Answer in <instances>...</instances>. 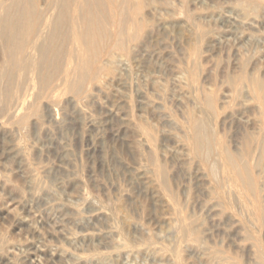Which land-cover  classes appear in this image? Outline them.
Instances as JSON below:
<instances>
[{
    "label": "rangeland",
    "instance_id": "obj_1",
    "mask_svg": "<svg viewBox=\"0 0 264 264\" xmlns=\"http://www.w3.org/2000/svg\"><path fill=\"white\" fill-rule=\"evenodd\" d=\"M226 1H228V0H226ZM234 2H235L234 0H231V2L228 1L227 3L225 2V0H160V1L159 0H147V1L145 0L144 6L145 7L147 6V7L145 8L143 6L144 7L143 12L145 11L144 17L146 18V21L149 20L147 22V26H145V28L147 27L148 29L146 28L144 30V32L142 34V38L138 41L139 43L136 42L137 44L136 43L132 44V48H133V49H131L132 55L130 53L127 55V58L125 56V59H127L128 61H126L124 59V64L122 66H120L116 62V60H115L116 64H115L114 60H112V61H110L112 63L109 64V66H111V69H112V70L109 69L108 72H110V73L105 71L106 74L108 73L106 76L104 75L105 74L104 71L101 73L100 79L104 80L105 83H104V81L101 82L103 84L99 86V90L93 91L94 94L97 95V97H95V95H94V97L96 99L93 98L91 100L90 99L87 100L83 97L75 96L70 91H65V90H62V92H60L61 94L59 93L57 95L59 97V99H58V97H55L54 99L52 98L53 101L48 99L51 101V105H54L53 109H54L56 115H58V117L60 119H62L61 124H59V126L56 125L55 123H53V121H51L50 118L47 116V113H45L46 110H44V108L42 106L43 104L40 105V107L42 106L41 108L39 106L35 107L37 105H31L30 106L31 108L28 107L29 109L26 108V109L22 110V113L23 112L29 113V115L27 113H25L28 116V117L26 116L25 118H22V116L17 117V118L7 116L8 113H6V111L3 112V113H5V115H3V114L0 115L1 116L0 117V137H1L0 138V179L3 178L2 180L5 181V179H7L6 181H8V183L5 181L7 185L5 184V188H4L3 192L1 191V194L4 195V193H7V192L11 193V203H13V205L16 203L17 205H14V206H16L18 208L17 209L18 212H20V211L22 212V209L20 207L21 202H19L18 200L24 199V197L22 195L23 193H21V188H18V186H21V187L23 186L22 188L25 189V187L28 185V180L27 181H24V180L30 179L29 177L31 175H29V173L31 174L32 168L34 170L35 169L37 170V171L35 170L34 173L38 176L40 175L39 178L41 180H43L44 183H46L49 186L52 184L51 185V187L53 188L52 191L56 192L55 198L52 196H50L48 198L49 204L46 203L43 205L42 204L37 205V204H35L36 202H33V204L35 206V211H37L38 214H44L41 217L38 216L34 219L36 221V222L34 221L35 225L37 224L38 227L40 228V230H39L40 235H38V234L31 235L30 232L28 231V227H26V226L17 227L15 225V222H13L14 219L11 217H6L4 219L0 217V239H3V240L6 239L7 241L14 240V241L19 242L20 244L23 245L24 244L23 241H25V238L30 237L35 242L40 243L41 245H44L46 247L50 245L49 247H53L56 249L64 248V249L69 250V251L72 250V251H74V252H76L79 255L84 256V257L85 256L91 257V256L97 255L99 253H105L109 259L112 258V260L110 259L111 264H126L127 259H128V261H127L128 264H129V262H130V264H164V263L165 264H203V263L204 264H213L214 263V261H213L214 255L215 256L217 255L219 257L218 253L220 255L222 254L221 256L223 258L224 257L230 258V259L224 258V260H227V264L228 263L229 264H236V263L237 264L238 263L249 264V262L251 264H253L252 260H254V264H257V261L261 260L258 257L259 255L256 256L255 254H257L259 252L258 251L259 248L264 246L263 245L264 244V227L260 225V223L258 222L256 217H254L255 216L254 214H253V216H251L252 214L249 213L248 210L244 208L245 206H243V204H242L243 207L238 206L237 203L234 201L233 196H234V192L236 191V189H235V186L232 184V182L230 183V181H229L228 185L230 186V184H232L234 187L233 186L229 187L227 185L228 182H226L227 186H225V188L224 187L220 188L221 187L219 185L220 183L218 181L216 182V181L212 180V178L208 174L206 167H204L205 165L202 164L199 157L192 158V160H193V163H192V160L186 161V160L182 159L183 156L181 155L182 151L185 150V147L183 145L184 143L182 144V139L183 138L185 139V136H186V135L184 136L185 130H183V128L187 125V122H186L187 121L186 120L187 119L186 118L187 113L186 112L188 111V108H192L194 105V103L192 101L193 95L195 94V91H196L194 88L201 86V85L203 86V84H204V87L205 86L208 87L209 85L213 86L215 82H218L215 84L217 85V87L219 89H221V86H222V91H223V89L227 85V82L225 81L226 80L225 74H228L229 72L235 73V71H238V68L240 67L241 60H243V58L248 57V55H250V54L251 55L254 54L251 45H248L249 47H251L250 50L246 51L243 49L244 47L242 46V44H240V46H241V47H239L240 50L243 49V52L246 54L249 51L251 53H248V55H246V54H243V52H242L241 54L243 56H241L239 53L235 54V50L239 46V44L235 43L236 37H237V35L242 34V32L246 29L245 28L244 29H242V28L238 29L239 34H237V35H236V32H235V34H231V33H234V31L236 29L234 23H232V25L229 26L231 24V22H228L229 23L228 24L227 22L225 23V21L218 18L219 15H223L224 12L226 14L227 9L235 10L234 11L235 16L237 13H241V15H242L241 17L245 16L246 12L244 10H242V8L240 6L236 5V3L234 4ZM227 5L229 6V8L227 7ZM221 6H223L224 10H223V8H221ZM235 6L240 8V11ZM205 8H206V10H205ZM220 9H221L222 13L220 12ZM241 11H243V12H241ZM152 12H153V14H152ZM207 15H209V16L207 18H204ZM238 15H240V14H238ZM200 16H201V19L203 20L202 23H200L201 26L203 25L202 28H201V26H199V23L197 26V22H198L197 18L198 17L200 18ZM151 19L153 22L150 21ZM212 20H213V22L214 21L215 22L213 23ZM219 21H220V23H219ZM221 22H223V23H221ZM194 24L196 25V27ZM230 28H233V29H230ZM146 30L148 31V33L146 32ZM202 30L205 32H203ZM230 30H232V31L234 30V31L232 32ZM247 30L249 33L251 32V34L252 33L254 34L257 31L255 29H252V30L250 29L251 31H249V29H247ZM247 30L244 31L245 33L243 32L244 35H247V34L250 35L247 32ZM209 31H210V33H209ZM252 31H255V32H252ZM145 33H147L148 35L147 34L145 35ZM199 33L201 34V36ZM212 33H213V35H212ZM258 33H259V31H258ZM197 34L200 37H202L201 38L202 40L200 39V37H197L198 36ZM227 35H228V38H227ZM215 36H217V37H215ZM219 36L221 39L219 38ZM194 38L195 39L197 38L196 39V42L198 44L197 47L191 46V44H193V43L195 44V45L194 44L193 45L196 46ZM209 38H211V39H209ZM215 38H217V39L215 40ZM157 39H159V40H157ZM230 39H231V41H230ZM141 40L143 41V43L141 42ZM210 40H212L211 41L212 43L210 42ZM233 45H234V47H233ZM228 50H230V51H228ZM235 55H237V56L240 55V56L237 57ZM1 57L3 59V52L1 51V45H0V58ZM240 58H242V59L240 60ZM237 60L239 62H237ZM125 61H126V64H125ZM197 63H200V64H197ZM123 66H125V67L123 68ZM199 66H200V68H199ZM197 69L199 72L196 71ZM0 70H1L0 71V76H1V72L3 71V68H0ZM192 71L194 73L196 72L197 74L196 73L194 74ZM179 72H181V73H179ZM174 74L176 75V77L181 74V77L183 78L184 82L186 81L185 80V76H186V78H188L187 79L188 83L186 82L187 85L186 84L182 85L183 87L174 85V82H173L175 79ZM107 76H108V81H107ZM193 76H194V79H196V81L193 79ZM221 77L223 80L221 79ZM105 78H106V80H105ZM154 80L156 81V83ZM222 81H223V83H222ZM207 82L208 83L210 82V83L208 85H206ZM3 83H5V82H2V86H0L1 89H4V87L7 86V84L3 85ZM193 85H195V87ZM211 86H209V87H211ZM174 91H175V93H174ZM69 92L71 93V95ZM219 92H220V90H219ZM151 94H153V95H151ZM72 95L75 98V102L73 101ZM196 95H197V93H196ZM64 96H66V97H64ZM151 98L153 100H151ZM156 98H158V99H157V101L154 102V100H156ZM149 99H150V101H152L151 103L153 104V106L151 103H149ZM70 100H72V101H70ZM93 100H95V101H93ZM50 101H47V102H50ZM57 101H59L58 104L56 103ZM158 102H160V103L158 104ZM161 103H162V105H160ZM156 104H157V106H155ZM191 104H192V106H191ZM2 105H3V102L2 103L0 102V109H2L1 108ZM76 106H77V108H80V109H78L80 111L76 110L77 109ZM35 109H36V111H35ZM148 109H150L151 111ZM235 110H237V111H235ZM235 110H233L234 112H232V113H234V115L231 114V111H232L231 109L228 112L229 115H232V117L234 119L226 113V114H224V117L225 118L227 117L226 120H224V117H222L223 119L220 118L221 120L218 121L217 125H215V131L217 133H219V135H217L216 137L219 138L221 141L223 140L222 142H224L227 147L230 148V146H231L230 149H235V147H238V146L240 147L241 144L243 143V140H244L243 138L245 136V135H243L245 133H242V131L245 132L246 129H248V128H249V130H250V128L252 129V127H250V125L246 126L247 124H246V122L243 121V119L241 120L240 116H242L243 114H240V113H242L243 111L240 109H239V111H238V109H235ZM42 111H43V113H42ZM32 112H34V113H32ZM248 112H250V111H248ZM39 114H41V116ZM43 114L44 115L46 114V116H44ZM167 114H169V115H167ZM42 115H43V117H42ZM225 115H227V116H225ZM244 115H245V117L249 116V117L254 118V116L251 112L250 113L245 112ZM38 116H40V117H38ZM228 116H229V118H228ZM29 117H31V118H29ZM40 118H42L43 121ZM9 119L10 120L12 119L13 121L11 120V122H10ZM29 119H32L31 120L32 122H30ZM36 119L39 122L36 125L32 126L33 123L37 122ZM22 120H24V121H22ZM141 121H143L142 124H141ZM242 121H243V123H242ZM23 122H25V123H23ZM31 123H32V125H30ZM144 123H147V124H145L143 126ZM244 123H245V125H243ZM152 124H153V126H152ZM27 125H28V127H27ZM146 126H147V129H146ZM177 126L180 128H178ZM31 127H32V129H31ZM144 127L146 130L144 129ZM153 128H154V131H153ZM149 129H151V132L153 135L152 139L150 140V144L152 145L151 142H153L154 145L157 144L156 145L157 149H155V150L157 152H159L158 154H161L160 156L164 155V153L167 154L166 156L165 155L162 156L161 159H163V161L165 159L164 162H167L166 163L167 165L169 164V168L172 167L169 169L170 171L174 170L178 173L177 175H174V171H173L174 176L173 175L170 176V174H172V172L169 174L170 179L172 178L173 180L171 181V185L168 187L167 186L163 187V185L160 184V181L157 179V177L154 176L153 171L149 170V169L152 170V165L146 160L143 151L140 149L142 147H140V144L138 143L140 133L146 132ZM178 130H180V131H178ZM220 130H222L224 133ZM252 130L257 131V133L259 132V130L257 128L252 129ZM137 132H138V134H137ZM44 133H46V134H44ZM31 135H33V136H31ZM42 135H48V137H52V138L56 137L55 140L58 139V141H63L65 144H67V146H64L65 149L61 148L58 152L59 155L55 154V156H53V155H49V156H47V155H41V156L36 155V156H34L31 152H29L30 151L29 149H28V151L24 150V152H23L24 156H22L21 154L19 155L17 153V151L15 150V147H13L14 144L16 143V141L24 143V145H28L34 139L38 140V138H36V137H39ZM156 135H157V137H156ZM82 136H87V137L92 138L95 141V143L97 144V146L99 147V148L97 147L98 148V150L96 151L97 153L95 152L93 157H90L87 155L86 150H85L87 147L85 141H83V142L81 141V144L80 143L78 145L76 144L77 145L76 146L72 140L73 137H79L80 138ZM154 136L156 137L155 142H154V140H155ZM59 138H61V139H59ZM150 138H151V135H150ZM44 139H46V138H44ZM168 139H171V140H168ZM174 139H175V141H174ZM180 139H181V141H180ZM81 140H83V139H81ZM236 142H239V143H236ZM181 145H183V147H181ZM137 147H140V148H137ZM154 148H155V146H154ZM183 148H184V150H183ZM158 149L161 151H159ZM13 150H15V152ZM180 150H182V151H180ZM137 151H139V153ZM82 152H83V154H82ZM136 152H137V154H135ZM140 153L141 154L143 153V154L141 155ZM57 156L62 158V160L60 158H58ZM90 158H91V161H90ZM139 159H141V160H139ZM135 160L139 161V163ZM142 160L143 161L145 160L147 162H145V161L143 162ZM93 161H94V166H92ZM98 162H99V164H98ZM184 162H186L187 164H185ZM189 162H191L190 165L188 164ZM53 164L54 165H57V164L62 165V167L65 170L64 171L63 170H58V171L55 170L52 173H48V172H45L41 168L42 166H50ZM191 165H192V167H191ZM29 166H31V167H29ZM150 166H151V168H150ZM196 166H198V167H196ZM186 167H188V168H186ZM177 168H179V169H177ZM18 169L26 171L25 172V174H26L25 178L18 177L19 174L16 173ZM144 169H146L147 171ZM88 170H91V171H88ZM204 170H206V171H204ZM144 171H145V174H144ZM42 172L47 174V175H43ZM89 173H91V174H89ZM180 173L181 174L183 173V174L181 175ZM15 174H18L17 177ZM28 175H29V177L27 178ZM12 176H14V177H12ZM148 177H149V179L151 178L152 180H157V181H155V183L157 185L160 184L159 185L160 188L158 187L159 188L158 191H160V190L161 191L163 190V191L162 192L160 191L159 194H152V192H151L152 190L150 191L148 188V185H147V182L149 181ZM209 178H210V180H209ZM17 179L19 182L16 181ZM144 179H146V180H144ZM200 179H201V181H200ZM189 180H190V182H189ZM206 181H208V182H206ZM211 182H212V185H211ZM173 183H174V186H173ZM179 183H180V185H179ZM208 184H210V185H208ZM96 185H98V186H96ZM161 185H162V187H161ZM227 187H228V189H227ZM6 188H8L9 190ZM182 188H183V190H182ZM231 188L233 191L231 190ZM225 189L228 190L229 192L227 191L228 192L227 193ZM166 190H167L166 193L169 192L168 194L165 193ZM180 191H181V193H184V195L183 194L181 195L184 197L180 196L181 193L180 194L178 193ZM223 191H225L226 193ZM19 192L21 195H19ZM206 192L209 194H207ZM171 193H172V195H171ZM176 193H178V195L180 197H178V195ZM175 194H176V196H175ZM203 194H205V195H203ZM161 195L162 196L164 195L163 198ZM219 195H220V197H219ZM229 195H230V197H229ZM13 196H16V199ZM167 196L169 199L167 198ZM213 196L214 197L216 196L215 199L221 198V201H222V204L220 206H218L219 208L216 207L217 209L213 208V206L212 207L210 206V205H212V202H210V199ZM241 196H243V195H241ZM164 197H165V199H164ZM12 198H13V200H12ZM166 198L169 201H170V198H171V201H173V202L175 201L174 204H173V202L170 201L171 204L174 206V209L171 210L169 208L168 202H165V201H167ZM6 199L10 200V197L6 196ZM6 199L3 198V200H1L0 203L1 204L2 203L7 204L9 202V200L7 201ZM123 199H125V200H123ZM241 199L245 202V204L251 205L250 202L246 199V197H241ZM57 200H59L63 203V207L61 209L60 208H56V209L53 208L52 209L50 207V205L53 204L54 201L56 202ZM198 201L200 202V204H198L199 203ZM224 201H225V203L223 204ZM87 202L89 205L87 204ZM91 202L92 203L95 202V203L92 204ZM183 202H185V203H183ZM202 202H203V207L205 206L204 210L201 208ZM186 203H187V205H186ZM205 203H207V205H209V206H206ZM198 205H201V206L199 207ZM179 206H180V208H182V207L183 208L179 209L178 208ZM223 206H225V207L227 206V207L223 208ZM198 207L201 208L202 210L199 209ZM207 208L210 209V211ZM212 208H213V212L215 211V215L212 212ZM183 209H184V211H183ZM188 209H190V210L193 209L192 212L194 210L195 211L192 214V212ZM221 209L226 210L227 212L226 211L222 212ZM240 209H241V211H240ZM106 210H108V211H106ZM40 211H41V213H40ZM166 211H167V213H166ZM201 211H202V213H201ZM96 212L106 214L107 216L106 217L100 216V218H99V215H96L95 218L93 219V222L87 223L84 221V220H86L87 217H89L90 215H93ZM205 212H208V213H205ZM109 213H111V214H109ZM184 213L185 214L187 213V217L184 216ZM194 213H195L196 217L198 216L197 217L198 219H199V216H203L204 219H203V217L202 218L200 217V219L197 221ZM217 213H219V214L217 215ZM177 214L178 215L180 214V216H178ZM209 214H210V216H209ZM243 214H245L246 216L248 215V218L247 217L245 218V215L243 216ZM108 215H112L114 218H112V216L110 218V217H108ZM124 216L125 217L128 216V217L125 218ZM230 216H232V217H230ZM192 218H193V220H192ZM229 218H231L232 220ZM167 219H168V222H170V223L166 222ZM186 219H188V220H186ZM225 219H227V220H225ZM234 219L236 221H234ZM203 220H205V221H203ZM132 222H139V223L145 225L147 229L149 228L150 234L151 235L153 234L152 237L148 238L149 241H152L151 243L153 244V245H151V243H150V247L152 248V246H156V247H159V249H162L161 252H162L163 260H161L160 262H159V260L153 262V260L150 259L146 253L145 254L147 255V257H145L146 256V255H144L145 251L137 250V249H139L138 243L142 240L140 242V244H142V242L148 241V239H146L143 236V234H141L139 231H137L131 227ZM184 225L186 227H183ZM193 225H195V226H193ZM204 225H207V227H205ZM187 226L188 227L192 226V227H190V228H192L191 229L192 231L189 230L187 228ZM197 226L199 228L198 230L195 229V228H197ZM203 227H205L206 229H204ZM208 228H210V229H208ZM126 229H129V230H126ZM178 229H180V230L182 229V231H180ZM240 229H242L243 231ZM110 230H113L115 232V235H116L115 237L117 239L120 238L121 240H124V241L128 240L127 241L128 243L126 242L125 244H128L126 246H128V249L131 251H130V256L127 259L122 258L123 259L122 260V259H119L117 256H113L114 252H113L112 248L107 247L108 246V245H106L107 243L105 241H103V240H105L103 235H105V233H107ZM206 230H207V232H206ZM159 232H161L162 234L160 235ZM191 232H194V233H192L193 235L191 234ZM183 233H184V235H183ZM201 233H202V235H201ZM213 233H215V234H213ZM117 234H118V236H117ZM253 234L256 236L255 237L256 241L254 239ZM87 235H89V237ZM130 235H132V236H130ZM157 235L158 236L160 235L161 238H158ZM182 235H183V237H182ZM197 235H199V236H197ZM209 235H210V237H209ZM176 236L178 237V239L180 238V240L176 239ZM186 236H187V238H186ZM205 236L207 237V239ZM202 237H204L205 239ZM211 237H212V239H210ZM195 238H196V240H194ZM198 238H200V239H198ZM257 238H260V240H262L263 242L259 241V239H257ZM186 240H187V242H184ZM190 240H191V242H190ZM205 240H207L208 242ZM42 241L44 242V244ZM131 241H132V243H131ZM196 241H197V243H199L200 241L203 243L206 242L207 245H205L206 243L202 244L200 242L199 244L200 245L202 244L204 247L202 245L200 246L199 244H198L199 246H196V244H197V243H195ZM257 242L259 244L262 243V245L260 244L261 246H259V244ZM164 243H166V244H164ZM212 243L217 244L216 246L214 245L215 248L211 247V246H213ZM242 244H243V246H242ZM257 246H259V247H257ZM189 247L190 248L193 247L194 249H195V247H198L199 251L196 249L194 251L192 248H191L192 250H189ZM202 247H203V249H201ZM252 247H254V248H252ZM153 248H155V247H153ZM211 248L215 249V251L217 249H219L217 251H220V252H216L217 254H214L212 256L210 251H212V253H213V249L210 250ZM250 248H251V251H248V250H250ZM256 248H257V250H256ZM132 249L134 250V252H132ZM204 249L205 250L209 249V252H208L209 255L207 253L203 254V252H206V251H204ZM220 249H222V250H220ZM263 249L261 248V251H263ZM202 250H203V252H202ZM223 250L225 251L224 254L222 253ZM253 250L256 253L255 252L253 253ZM108 252L109 253L111 252V253L109 254ZM142 252H143V255L141 254ZM247 252L250 254V256ZM227 253H230V255ZM245 254H246V256H245ZM251 254H252V257L254 254L255 259L250 258ZM226 255H228V256H226ZM229 256H232L233 258H231ZM94 257L97 258L99 256L97 255ZM219 258H221V257H219ZM256 258H258L257 261H256ZM113 259H114V261H113ZM207 259H209L210 262H209V260L207 262ZM164 260H166V261H164ZM228 260H230V261H228ZM248 260H249V262H248ZM245 261H246V263H245ZM0 264H6V263H3L0 261ZM19 264H28V263L26 261L20 259ZM55 264H67V263L57 261ZM68 264H83V263H75V262L70 261V263H68Z\"/></svg>",
    "mask_w": 264,
    "mask_h": 264
},
{
    "label": "bare ground",
    "instance_id": "obj_2",
    "mask_svg": "<svg viewBox=\"0 0 264 264\" xmlns=\"http://www.w3.org/2000/svg\"><path fill=\"white\" fill-rule=\"evenodd\" d=\"M228 1L231 2V0H228ZM228 1L225 0L226 3ZM234 1H235L234 4L236 3V5L240 6L242 8V10H244L246 12V15L241 17L242 16L241 13H237L236 14L237 17H236L234 15L235 10H230V9L226 8L227 13L225 14V12L223 11L224 14L219 15L218 18L225 21V23L231 22V24L229 26H231L232 23H234L236 29L232 26L235 29V31L233 30L234 33H231V34H235V32H236V35L239 34L238 29H240V28H242V29L245 28L246 30L249 29V31H251L252 29L257 30L256 32L252 31V32H255L256 34L255 33L251 34V32L249 33L247 30V32L250 35H248V34L244 35V33H245L244 31H246V30L243 31L244 33L241 31L242 34L237 35L236 42L234 41L235 39L233 40L236 44H239L238 48L235 50V54L239 53L241 56H243L241 54L243 52V49L247 51V50H250L251 47H252L254 54L248 55V53H251L250 51L247 54L243 52V54L248 55V57L243 58V60H241L242 58H240L241 62H240V67L238 68V71H235V73L229 72L228 74H225V76H226L225 81L227 82V85L225 86L223 91H222V86H221V89H219L217 87V85L215 84L218 82H215L213 86L209 85L211 87H209V86L204 87V84H203V86L201 85V86L194 88L196 90L195 94L193 95V99H192L194 105L192 108H188V111L186 110L187 112L185 111L187 113V117H186L187 118L186 119L187 125L183 128V130H185L184 136L185 135L186 136H185V139L184 138L182 139V144L184 143L183 145L185 147V150H184V148H183L184 151L180 150V151H182V154L181 153L180 154L183 156L182 159H184L186 161L192 160V158H194V157H199L202 164L205 165L204 167H206L208 174L210 175L212 180L216 181V182L218 181L220 183V184L218 183L221 186L220 188H222V187L225 188V186H227L229 184V181H230V183L232 182V184L235 186V189L237 191V192L236 191L234 192V196H233L234 201L237 203L238 206H242V204H243V206H245L244 208L247 209L248 212L252 214L251 216H253V214H254L255 215L254 217H256V219L258 220L260 225L264 227V0H234ZM144 4H145V0H0V45H1V51L3 52V59H2V57L0 58V68H3V71L1 72V76H0V86H2V82H5V83H3V85L7 84V86H5L4 89H1V87H0V102L1 103L3 102V105L1 107L2 109H0V115L1 114L5 115V113H3V112L6 111V113H8L7 116L16 117V118L22 116V118H25L27 116V114L29 115V113L25 112V113H27V114H25L23 112L24 113L23 114L22 110L30 107L31 105H37L35 107H38V106L40 107V105L43 104L42 106H43L44 110H46L45 113H47V116L50 118L51 121H53V123H55L56 125L59 126V124H61L62 119H60L58 117V115H56V113L53 109L54 105H51L50 100H52V98L54 99L55 97H58L57 95L60 92H62V90L70 91L75 96H80V97H83L87 100H89V99L91 100V99L97 97V95H95L93 91L99 90V86L103 84L101 82H103L104 80L100 79L101 73L104 71V73H105L104 75L106 76L108 73H110V72H108L109 69L112 70L111 66H109V64L112 63L110 61L114 60V62H115V60H116V62L120 66H122L124 64L125 56L127 58V55L132 52V50H131V49H133L132 44H134L136 42L139 43L138 41L142 38V34H143L144 30L147 28V27L145 28V26H147V22L149 21V20L146 21V18L144 17V14H145L144 13L145 11L143 12V8L145 7ZM228 5H227V7L229 8ZM206 8H205V10H206ZM221 8H223V6H221ZM236 8L239 9V11H240V8H238V7H236ZM223 10H224V8H223ZM220 12H221V9H220ZM241 12H243V11H241ZM152 14H153V12H152ZM238 14H240V15H238ZM208 16L209 15H207L204 18H207ZM197 19H198L197 26H198V23H199V26H201L200 23H202V21H203L201 19V16H200V18L198 17ZM150 21H152V19ZM212 22H213V20H212ZM219 23H220V21H219ZM221 23H223V22H221ZM195 27H196V25H195ZM202 27H203V25L201 26V28ZM233 28H230V29H233ZM230 31H232V30H230ZM258 31H259V33H258ZM146 32L148 33L147 30H146ZM203 32H205V31H203ZM147 33H145V35ZM209 33H210V31H209ZM212 35H213V33H212ZM200 36H201V34H200ZM200 36L198 35L197 37H200ZM215 37H217V36H215ZM201 38L202 37H200V39ZM219 38H220V36H219ZM227 38H228V35H227ZM196 39H195L196 46H194L195 45L194 43H193L194 45L191 44V46H193V47L198 46ZM209 39H211V38H209ZM216 39L217 38H215V40ZM142 40H141V42L143 43ZM157 40H159V39H157ZM211 41L212 40H210V42ZM230 41H231V39H230ZM240 44H242V46L244 47L241 50L239 48V47H241ZM248 45H251V47H249ZM233 47H234V45H233ZM228 51H230V50H228ZM131 55H132V53H131ZM235 56H237V55H235ZM239 56H237V57H239ZM125 60L128 61L127 59H125ZM126 61H125V64H126ZM116 62H115V64H116ZM237 62H239V61L237 60ZM197 64H200V63H197ZM124 67L125 66H123V68ZM199 68H200V66H199ZM105 71H107L108 73L106 74ZM196 71L199 72L198 69ZM179 73H181V72H179ZM187 79L188 78H186V76H185L186 81L184 82L183 78L181 77V74L177 77L175 75V79L173 82H174V85L183 87L182 85H185V84L187 85V83H188ZM193 79H194V76H193ZM221 79H222V77H221ZM105 80H106V78H105ZM194 80L196 81V79H194ZM107 81H108V76H107ZM104 83H105V81H104ZM155 83H156V81H155ZM209 83L207 82L206 85H208ZM222 83H223V81H222ZM193 86L195 87V85H193ZM219 90H220V92H219ZM71 93H70V95H71ZM174 93H175V91H174ZM196 93H197V95H196ZM94 95H95V97H94ZM151 95H153V94H151ZM64 97H66V96H64ZM48 99H50V100H48ZM58 99H59V97H58ZM157 99L158 98H156V100H154V102L157 101ZM46 100L50 101V102H47ZM151 100H153V99L151 98ZM70 101H72V100H70ZM73 101L75 102L74 96H73ZM93 101H95V100H93ZM151 102L152 101H150V99H149V103H151ZM56 103L58 104L59 101H57ZM159 103L160 102H158V104ZM160 105H162V103ZM152 106H153V104H152ZM155 106H157V104ZM191 106H192V104H191ZM76 108H77V106H76ZM78 109H80V108H77L76 110H78ZM230 109L232 110L231 111L232 115H234V113H232V112H234L233 110H235V109H238V111H239V109L242 110L243 112L240 114H243V115L240 117H241V120L243 119V121L246 122V124H247L246 126L250 125V127H252V129L257 128L259 130V132L257 133V131H255V130L253 131L251 128H250V130H249V128L248 129L245 128L246 131L245 132L242 131V133H245V134H243V135H245L243 138L244 139L243 143L241 142L242 143L241 146L235 147V149H230L231 146H230V148L227 147L225 145V143L222 142L223 140L221 141L219 138L216 137L217 135H219V133H217L215 131V125H217L218 121L221 120L220 118L224 117V114L227 113L229 115L228 112ZM148 110H150V109H148ZM35 111H36V109H35ZM78 111H80V110H78ZM235 111H237V110H235ZM248 111H250L253 114L254 118L249 117V116L245 117L244 113L245 112L250 113ZM32 113H34V112H32ZM42 113H43V111H42ZM41 114H39V115L41 116ZM43 115H42V117H43ZM167 115H169V114H167ZM232 115H229V116L232 117ZM40 116H38V117H40ZM44 116H46V114ZM225 116H227V115H225ZM229 116H228V118H229ZM29 118H31V117H29ZM226 118L224 117V120H226ZM40 119L42 120V118H40ZM11 120H10V122H11ZM31 120L32 119H29L30 122H32ZM22 121H24V120H22ZM36 121H37V119H36ZM243 121H242V123H243ZM38 122L39 121L33 123V125L31 123L30 125L34 126ZM23 123H25V122H23ZM142 123H143V121H141V124ZM147 123H144L143 126ZM153 124H152V126H153ZM243 125H245V123ZM27 127H28V125H27ZM178 128H180V127H178ZM31 129H32V127H31ZM144 129H145V127H144ZM146 129H147V126H146ZM222 130H220V131H222ZM147 131L140 133L138 143L140 144V147H142V148H140V147H137V148H140L143 151L146 160L152 165V170L151 169H149V170L153 171L154 176L157 177V179L160 181V184H162L163 187L164 186L168 187L171 185V181L173 180L172 178L170 179V176L173 175L174 170L170 171L169 169L172 167L169 168V164L167 165L166 164L167 162H164L165 159H164V161H163V159H161L162 156H164V155L166 156L167 154L164 153V155L160 156L161 154H158L159 152H157L155 150V149H157L156 148L157 144L154 145L153 142H151L152 145L150 144V140L152 139L153 135H152L151 129H149ZM153 131H154V128H153ZM178 131H180V130H178ZM44 134H46V133H44ZM137 134H138V132H137ZM150 135H151V138H150ZM31 136H33V135H31ZM156 137H157V135H156ZM156 137L154 136V139ZM36 138H38V140L34 139L28 145H24V143L16 141V143L14 144L13 147H15V150L17 151V153L19 155L21 154L22 156H24L23 155L24 150L28 151V149L30 150L29 152H31L34 156H36V155H40V156L41 155H47V156L53 155V156H55V154H58V152L61 148L65 149L64 146H67V144H65L63 141H58V139L55 140L56 137L52 138V137H48V135H42V136H39ZM44 138H46V139H44ZM59 139H61V138H59ZM81 139H83V140H81ZM175 139H174V141H175ZM72 140L75 143V145L76 144L78 145L79 143L81 144V141L82 142L85 141L86 146H87L85 150H86L87 155L90 157H93L94 153L99 148L97 146V144L95 143V141L92 138L87 137V136H82L80 138L79 137H73ZM168 140H171V139H168ZM155 141H156V139L154 140V142ZM180 141H181V139H180ZM236 143H239V142H236ZM183 145H181V147H183ZM154 146H155V148H154ZM15 150H13V151L15 152ZM159 151H161V150H159ZM137 152L139 153V151H137ZM137 152L135 154H137ZM82 154H83V152H82ZM57 157L60 158L59 156H57ZM60 159L62 160V158H60ZM139 160H141V159H139ZM90 161H91V158H90ZM135 161H137V160H135ZM147 161H145V162H147ZM137 162L139 163V161H137ZM184 163L187 164L186 162H184ZM190 163L191 162H189L188 164L190 165ZM192 163H193V160H192ZM98 164H99V162H98ZM92 166H94V161H93ZM29 167H31V166H29ZM191 167H192V165H191ZM196 167H198V166H196ZM41 168L45 172H48V173H52L55 170H57V171L58 170H63V171L65 170L62 167V165H58V164L57 165L53 164L50 166H42ZM150 168H151V166H150ZM186 168H188V167H186ZM177 169H179V168H177ZM35 170L32 168L31 174L29 173V175H31V176L30 177H29V175L27 176V178L29 177L30 179L24 180V181L28 180V185L25 187V189L22 188L23 186L22 187L18 186V188H21V193H23L22 195L24 197V199L18 200L19 202H21V206H20L22 209V212L20 211L21 213L18 212V210H17L18 208L16 206H14L17 204L15 203L13 205V203H11V193L7 192L9 190L8 188H6V189H8L6 191L7 193H4V195L1 194V191L3 192V190L5 188V184H6V182L8 183V181H6L7 179H5L6 182L4 180H2L3 178L0 179V202H1V200H3V198L6 199V196L10 197V200L8 199L9 202L8 203L6 202L7 204H3V203L1 204L0 203V217L3 219L6 217H11L14 219L13 222H15V225L17 227L26 226V227H28V231L30 232L31 235H35V234L40 235V231H39L40 228L38 227L37 224L35 225L36 221L34 219L38 216L41 217L44 214H38L37 211H35V206H34L33 202H36L35 204H37V205H41V204L43 205L46 203L49 204L48 198L50 196L55 198L56 192L52 191L53 190V188L51 187L52 184L50 186L47 185L46 183H44L43 180H41L39 178L40 175L38 176L34 173ZM144 170H146V169H144ZM88 171H91V170H88ZM204 171H206V170H204ZM25 172L26 171L18 169L16 173L19 174L18 177L25 178V176H26ZM171 172H172V174H170ZM18 174H15L16 177ZM89 174H91V173H89ZM144 174H145V171H144ZM169 174H170V176H169ZM177 174L178 173L176 171H174V175H177ZM43 175H47V174L43 173ZM12 177H14V176H12ZM148 179H149V177H148ZM150 179L147 182L149 190L150 191L152 190L151 191L152 194H159V192L161 191V190L158 191L160 188L159 187L160 184L157 185L155 183V181H157V180H152V179L150 180ZM144 180H146V179H144ZM209 180H210V178H209ZM16 181H18V179ZM200 181H201V179H200ZM189 182H190V180H189ZM206 182H208V181H206ZM226 182H228L227 185H226ZM232 184H230V186H233ZM162 185H161V187H162ZM179 185H180V183H179ZM208 185H210V184H208ZM211 185H212V182H211ZM96 186H98V185H96ZM173 186H174V183H173ZM227 189H228V187H227ZM167 190L165 191V193L167 192ZM182 190H183V188H182ZM231 190H232V188H231ZM227 191L228 190H226V192ZM223 192H225V191H223ZM168 193H166V194H168ZM178 193L180 194L181 191ZM178 193H176V194L178 195ZM176 194H175V196H176ZM182 194L184 195V193H181L180 196ZM207 194H209V193H207ZM19 195H21L20 192H19ZM171 195H172V193H171ZM203 195H205V194H203ZM230 195H229V197H230ZM241 195H243V196H241ZM163 196H162V198H163ZM180 196L178 195V197H180ZM13 197H15V199H16V196H13ZM181 197H184V196H181ZM215 197L213 196L211 198L212 200L209 198L210 202H212V205H210V206L211 207L213 206V208L217 209L216 207L220 206L222 204V201H221V198L215 199ZM219 197H220V195H219ZM241 197H246V199L250 202L251 205L245 204V202L241 199ZM167 198H168V196H167ZM164 199H165V197H164ZM168 199H167V201H165V200L164 201L168 202V206L172 210V209H174V206L171 204V202H173V201H171V198H170L171 202ZM12 200H13V198H12ZM123 200H125V199H123ZM185 202H183V203H185ZM203 202H202V206L201 205H198V206L199 207L201 206V208L204 210L205 206L203 207ZM94 203H92V204H94ZM174 203H175V201L173 202V204ZM224 203H225V201L223 202V204ZM87 204H88V202H87ZM198 204H200V202ZM205 204H206V206H209V205H207V203H205ZM186 205H187V203H186ZM50 207L52 209L53 208H55V209L60 208L61 209L63 207V203L61 201L57 200L56 202L54 201V203L51 204ZM226 207L223 206V208H226ZM178 208L182 209L183 207L180 208V206H179ZM201 208H199V209H201ZM213 208H212V212H213ZM188 210H190V209H188ZM192 210H190V211L192 212ZM208 210L210 211V209H208ZM106 211H108V210H106ZM183 211H184V209H183ZM221 211L223 212L226 210L221 209ZM240 211H241V209H240ZM193 212H192V214H193ZM40 213H41V211H40ZM166 213H167V211H166ZM195 213H194V215H195ZM201 213H202V211H201ZM205 213H208V212H205ZM213 213L215 215V211ZM109 214H111V213H109ZM218 214L219 213H217V215ZM96 215H99V218H100V216L101 217L107 216L106 214L96 212L93 215H90L89 217H87L86 220H84V221L87 223L93 222V219L95 218ZM244 215L245 214H243V216ZM111 216L112 215H108V217H110V218H111ZM178 216H180V214ZM184 216L187 217V213L186 214L184 213ZM209 216H210V214H209ZM127 217H125V218H127ZM195 217H196V215H195ZM197 217H196V219L198 221L200 219V217L202 218L203 216H199V219ZM230 217H232V216H230ZM246 217L248 218V215L247 216L245 215V218ZM112 218H114V217L112 216ZM203 219H204V217H203ZM229 219H231V218H229ZM186 220H188V219H186ZM192 220H193V218H192ZM225 220H227V219H225ZM203 221H205V220H203ZM234 221H236V220L234 219ZM166 222L170 223V222H168V219ZM193 226H195V225H193ZM198 226H197V228H195L196 230L199 229ZM204 226L207 227V225H204ZM131 227L133 229L139 231L141 234H143V236L146 239L152 237V235H153V234L152 235L150 234L149 228L147 229L145 225H143L139 222H132ZM183 227H186V226L184 225ZM190 227H192V226H190ZM190 227L187 226V228L189 230L192 229ZM205 227H203V228L206 229ZM210 228H208V229H210ZM182 229L181 230L178 229V230L182 231ZM126 230H129V229H126ZM240 230H242V229H240ZM206 232H207V230H206ZM192 233H194V232H191V234ZM159 234L161 235L162 233L159 232ZM213 234H215V233H213ZM89 235H87V236L89 237ZM160 235L159 236L157 235V237L161 238ZM183 235H184V233H183ZM183 235H182V237H183ZM201 235H202V233H201ZM103 236L105 238V240H103V241H105L107 243L106 244V245H108L107 247L112 248V250L114 252L113 256H117L119 259H122V258L127 259L130 256L131 250H129L128 246H126L128 244H125L128 240L124 241V240H121L120 238L117 239L115 237L116 235H115V232L113 230L108 231ZM117 236H118V234H117ZM130 236H132V235H130ZM197 236H199V235H197ZM253 236H254V239L256 241V238H255L256 236L254 234H253ZM209 237H210V235H209ZM186 238H187V236H186ZM202 238H204V237H202ZM176 239H178L177 236H176ZM198 239H200V238H198ZM206 239H207V237H206ZM210 239H212V237ZM257 239H259V241H262V240H260V238H257ZM178 240H180V238ZM194 240H196V238ZM132 241H131V243H132ZM205 241H207V240H205ZM140 242L138 243L139 249H137V250L145 251L144 255L147 254L149 256V258L153 260V262L157 261V260H159V262H160L161 260H163L162 252H161L162 249H159V247H156V246H152V248L150 247V243L152 241H149V239H148V241H144V242H142V244H140ZM184 242H187V240ZM190 242H191V240H190ZM23 243L24 244L22 245L19 242H16L14 240L7 241L6 239H4V240L0 239V261L3 263H6V264H19L20 259L26 261L28 264H53V263L55 264L57 261L58 262H64L67 264L70 263V261L75 262V263H83V264H111L110 259L112 260V258L109 259L105 253H99V254L96 253L99 256L97 258L94 257L97 255H94L91 257H87V256L84 257V256H81L72 250L69 251V250H66L64 248L56 249L53 247H49L50 245L46 247L44 245H41L40 243L35 242L30 237H26L25 241H23ZM195 243H197V241ZM199 243H197L196 246H199L200 245ZM201 243L205 244L206 242H204V243L201 242ZM43 244H44V242H43ZM164 244H166V243H164ZM260 244L262 245V243H260ZM260 244H259V246H261ZM151 245H153V244L151 243ZM205 245H207V243ZM214 245L216 246L217 244H213V246H211V247H214ZM242 246H243V244H242ZM259 246H257V247H259ZM153 247H155V248H153ZM203 247L201 249H203ZM191 248L194 251H195V249L199 251L198 247H195V249L193 247H191ZM191 248L189 247V250H192ZM252 248H254V247H252ZM261 248L263 249L264 246ZM261 248H259V250H258L259 252L257 254H255L256 256L259 255L258 257L261 259V260L257 261L258 258H256L257 264H264V249H263V251H261ZM133 249H132V252H134ZM212 249L213 248H211L210 250H212ZM217 250H219V249H217ZM217 250L215 251V249H213V253H212V251H210L212 256L214 254H217L216 252H220ZM220 250H222V249H220ZM256 250H257V248H256ZM204 251H206V252H203V250H202L203 254L204 253L208 254L209 249L208 250L204 249ZM223 251H222V253L224 254L225 251L224 252ZM248 251H251V248ZM254 252L255 251L253 250V253ZM230 253H227V254L230 255ZM141 254L143 255V252ZM147 255L145 257H147ZM218 255L221 258H219L217 255L216 256L214 255V258H213L214 263L213 264H227V260H224V258L225 259H230V258H226V257L223 258L221 256L222 254L220 255L219 253H218ZM226 256H228V255H226ZM245 256H246V254H245ZM249 256H250V254H249ZM229 257L233 258L232 256H229ZM250 258L251 259L254 258V254H253V257L251 254ZM208 260L209 259H207V262H208ZM113 261H114V259H113ZM127 261H128V259H127ZM127 261H126V264H128ZM164 261H166V260H164ZM228 261H230V260H228ZM209 262H210V260H209ZM248 262H249V260H248ZM252 262L254 264V260H252ZM245 263H246V261H245ZM129 264H130V262H129ZM238 264H240V263H238ZM249 264H251V263L249 262Z\"/></svg>",
    "mask_w": 264,
    "mask_h": 264
}]
</instances>
